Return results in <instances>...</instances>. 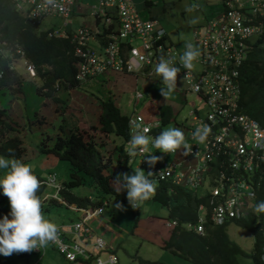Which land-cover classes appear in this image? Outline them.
Returning a JSON list of instances; mask_svg holds the SVG:
<instances>
[{"label":"built area","instance_id":"built-area-1","mask_svg":"<svg viewBox=\"0 0 264 264\" xmlns=\"http://www.w3.org/2000/svg\"><path fill=\"white\" fill-rule=\"evenodd\" d=\"M9 1L36 25L43 18L58 17L57 21H49L48 35L69 37L75 53L81 56L79 78L94 76L106 68L151 73L161 56L175 57L172 66L181 67L178 75L186 89L197 93L203 102L202 113L197 105L182 118L181 130L192 146V154L183 156L182 149L172 154L157 150L149 137L151 122L141 113H135L132 121L148 129L150 143L148 152L128 156L129 161L136 159L137 167L145 165L156 181L183 182L190 190L205 196V201L197 207L199 222L194 227L199 232L204 228L203 221L208 219L222 224L255 215L264 224V213L255 212L257 192L251 175L254 169H263L260 163L264 159V124L242 110L238 103L239 67L247 57L250 38L263 31L264 0H225V7L192 26L193 38L189 43L197 45L200 55L196 60L198 72L188 74L179 61L186 49L169 40L156 16L143 14L142 7L148 6V0L142 4L139 0H95L91 3L90 19H86L81 7L83 0H55L56 6L49 5L47 0ZM91 38L98 40L100 48L89 43ZM0 52L13 60L24 55L20 46L8 47L1 30ZM26 64L32 65L27 61ZM2 73L0 69V76ZM141 95L137 89L136 96ZM205 125L211 132L205 143L198 144L192 134L197 127ZM129 141L130 137L125 140L124 149H130ZM148 155L162 159L150 167L145 159ZM38 179L46 186L43 199L56 198L79 211L77 219L56 224L59 241L55 245L65 257V264H116L118 257L113 247L92 223L101 215L105 201L87 205L69 203L60 196L64 185L57 181L55 171ZM167 224L172 223L167 221ZM41 250L44 253L45 247L34 251ZM100 250H107V255L101 257Z\"/></svg>","mask_w":264,"mask_h":264},{"label":"trees","instance_id":"trees-1","mask_svg":"<svg viewBox=\"0 0 264 264\" xmlns=\"http://www.w3.org/2000/svg\"><path fill=\"white\" fill-rule=\"evenodd\" d=\"M220 2L222 7H225V0ZM0 25L8 47L20 46L24 57L36 66L41 79V85L37 87L38 91L59 101V95H56L53 85L56 79L64 81L63 89L65 90L67 84L76 85V57L72 53V43L67 37L46 36L44 31L37 30L33 23L14 10L8 0H0ZM250 41L247 57L239 67L241 91L238 103L242 110L264 124V28L260 34L252 36ZM11 61V57L0 53V68L4 70L0 78L2 94L22 93L24 90L22 76L11 67ZM98 99L102 107L99 115L100 130L122 138L119 145L113 143V149L120 147L115 158L98 148V145H106V141L98 142L92 137L86 139L79 126L70 128L69 132L63 128L62 133L59 132L56 137H53L51 147H45L41 143L42 149L69 160V179L63 181L61 195L68 201L78 204L97 203L101 201L98 199L99 194L104 197L114 195L116 198L128 201L126 190L116 193L112 187V181L118 174L132 175L136 169V159L129 161L123 148L124 139L130 137V115L121 111L112 95L98 97ZM61 108L59 109L62 110ZM163 112L165 114L163 113L162 119L166 123L170 111ZM16 126L17 123L12 119L0 98V154L19 159L25 147L22 138L16 133L18 131ZM61 126L63 127V123ZM260 167L263 169L256 168L251 173L257 192L255 204L264 201V159ZM86 180L95 185L97 201L90 199L88 195L76 194L71 190L72 184L83 183ZM44 188L45 185L41 184L37 193L41 200L42 212L51 204L60 203L54 198L42 199ZM152 197L167 207L168 218L173 222L164 248L178 255L184 264H264L261 258L264 250V228L260 223L255 222L253 216L234 221L235 224L250 230L253 234V247L248 251L230 237L227 223L218 225L208 219L204 233L190 228V224L196 221L198 204L205 201V196L195 193L184 185L169 184L167 180H161L155 186ZM6 198L0 188V219L10 214V208L2 205ZM9 218H11L10 215Z\"/></svg>","mask_w":264,"mask_h":264},{"label":"rangeland","instance_id":"rangeland-1","mask_svg":"<svg viewBox=\"0 0 264 264\" xmlns=\"http://www.w3.org/2000/svg\"><path fill=\"white\" fill-rule=\"evenodd\" d=\"M83 1L84 3H82L81 7L84 9L86 17L91 18L89 15L91 7L93 8L91 3H93L95 0ZM152 1L153 3L149 7L150 15L156 16L159 19L160 23L165 27L168 33L169 40H171L177 46L183 48H185V43H189L193 38L192 26L201 23L205 16H208L213 11L222 8L220 0ZM139 2L142 4L143 0H139ZM143 14L147 15L146 11H144ZM57 19L58 17H49L48 19H45L43 24L46 25L49 23V21H56ZM193 20L195 23L192 22ZM195 48L197 49V45ZM194 63L195 69L193 71L197 73L198 62L195 61ZM15 67L25 80L23 82L25 87L24 95H26L28 105L26 101H24L25 106L22 104V107L24 106L22 113L20 112L21 109L15 105V102H11L10 107L8 104H6V106L8 113L17 123L16 127L18 131L16 133L22 138L25 150L22 152V155L19 159L8 157L3 154H0V157L23 161L25 164L31 167L33 173L37 176L45 177L49 171H55L57 175V181L61 183L64 180L69 179L70 162L67 158H62L52 152L42 149L41 143L44 144L43 146L45 147H51L53 144V137H56L57 133L63 131V128L69 132L70 128L73 129L75 128V125H79L78 122L85 125L82 127V129L80 128V130L86 139H88V137H92L98 140V142L105 139H107V141L114 139L115 141L113 142L116 143L121 142V136L116 134H107L106 132L100 130V126L96 127V124H98L96 112L93 111L92 114L90 106L96 105L97 102L95 101L99 100L97 97L100 98V95L95 96L93 93V90L96 89H94L95 85H93L92 88L90 85H88L87 82H91L90 79H87L86 82L77 85L85 92L84 96L87 97L86 103L92 102L89 105L83 102V98L80 97L82 93L78 94V91H75V87H72V92H67L66 96L64 94L66 91H60L62 96L59 93V101H54L53 99L49 98L44 102L42 100H40V102H36L34 95L29 92L31 88L30 86H32V84L36 86L41 84L38 71L34 66L26 64L22 57L16 60ZM27 70L33 71V74ZM142 76L146 81L153 80V82H150L151 87L148 90L150 91L152 88L150 93L147 95L145 93L144 97L137 100L134 83L133 85H128V88L122 90L119 95V102L123 112L131 113L138 111L146 113L147 109L144 106V98L151 96L152 93H155L157 96H159L158 93L160 94L159 91L160 88L163 87V83L159 81L155 71H152V73L147 75L143 74ZM28 78L34 81L31 85V82L28 80ZM157 79L158 81L155 82ZM181 80L182 79L178 76L177 85H181V87H183V82H181ZM138 87L143 92H145L147 89H143L141 84H139ZM113 88H116V86ZM13 94L17 95L16 92ZM9 96L12 98L11 101H13L14 96H12L10 92ZM0 97L2 98L3 94H1ZM1 100L3 102V99ZM177 105L182 106H180V110L175 111L176 114L172 115L169 121L166 123H162L160 121L153 123V126H155L158 131L157 136L168 128L180 129V127L175 124L174 120L180 122L183 118V115H185V113H187L190 108L198 105L197 107L199 108L198 110L200 113L203 112V102L198 101L197 95L192 91H186L183 93V96L177 102ZM38 106H40L39 109H37ZM62 106L64 107L63 109L61 108ZM85 107H89V122L88 120L83 119L79 111V109L85 110ZM40 109H43V113L38 114L36 112L35 114V111ZM175 109L176 108H174V110ZM44 120L45 122H50L47 123L50 126H47V124L43 126L41 122H44ZM61 123H64L63 127H60ZM98 125H100V122ZM97 128L99 130H97ZM36 130H39L38 134L41 137L40 139L37 138ZM151 145L153 146V143H151ZM98 148L105 154L109 153L113 158H115L118 155L117 153L120 151L119 146L116 149H113L114 145L110 144L98 145ZM140 169H142L144 171V175L147 176L145 165H143V167ZM6 171L8 170L0 169V178L4 176ZM157 183L159 182L153 181L155 186ZM47 189L52 190L51 187H47ZM95 189V185L91 184L89 180H86L83 183H75L71 186V190L76 194L90 195L93 197H95L96 194ZM101 197H103V195L99 194L98 198ZM104 198L107 202L105 211L97 219H93L92 223L96 231L103 235L108 242H111V248L113 247V252L118 257V262L116 264H162L158 263V261L160 259L164 260V258L167 257L165 256L163 258V255L165 253L169 254L167 251L169 249L167 248V250H163V248L154 243V240H151V238H156V241H158L157 238L162 239L165 235H167V238L169 237L173 226L169 227L165 224V220L169 217L167 207L158 200H155L153 197L143 201L140 204V207L137 209L132 208L128 201H123L119 198H116L114 195H106ZM116 203H122L126 210L121 211L115 208ZM2 205L10 208L8 198L2 202ZM43 215L45 219L50 220L53 223L60 222L62 220L65 222H71L78 218L79 211L74 210L65 203H54L43 212ZM154 219H156L155 226L152 223ZM157 228H160L162 232H159ZM232 228L240 229V231L237 233L235 231L233 232L243 237L242 240L236 237H233V239L236 240L242 247L251 248L253 245L252 233L246 228L239 227L232 223L228 227L229 235ZM234 233L232 236H234ZM107 252V250H100L99 255L101 257H105ZM174 260L176 264H178V261L179 264H184L183 260L179 259L176 255H174ZM28 262L35 264H65L66 260L55 244H49L47 247H45L44 253H42V250L39 252L33 250L32 252L28 253V255L27 253H13L11 256H4L0 254L1 264H27Z\"/></svg>","mask_w":264,"mask_h":264},{"label":"clouds","instance_id":"clouds-1","mask_svg":"<svg viewBox=\"0 0 264 264\" xmlns=\"http://www.w3.org/2000/svg\"><path fill=\"white\" fill-rule=\"evenodd\" d=\"M47 3L49 5L56 6L55 0H47ZM11 6H12V4H11ZM12 8H13V6H12ZM17 12H19V11H17ZM85 17H86V13H85ZM45 19H48V18H43L39 22L37 21V23H38L37 25L34 24L37 30L44 31L46 33V36H48V37H67L69 39L68 36L48 35L47 30L49 29V27H48L49 23H47L46 25L43 24ZM86 19H90V18L86 17ZM192 22L195 23L194 20ZM0 30H1V25H0ZM1 32H2V30H1ZM166 33H167V31H166ZM167 35H168V33H167ZM69 41H70V39H69ZM89 43L97 49L100 48V45H99L98 40L96 38L89 39ZM184 47L186 50L179 57V61H180V65L184 69L187 70V74H188L189 72H191L195 69V63L194 62L198 59L200 53H199V50L196 49L191 43L186 42ZM72 53L76 57V65H77L76 71H75V79L77 80V83H76V85H73V86H77L80 83L86 82L87 79H90L92 81L94 79L101 78L103 76V74H107L109 72L126 71V70H116L113 68H106L103 71L96 73L94 76L79 78L78 71H79L80 64H81V56L75 53L73 44H72ZM1 54L4 55L3 53H1ZM20 57H22L25 60V63H26V61L31 63L36 69V66L31 61L26 59L24 57V55L19 56L18 58H20ZM175 59H176L175 57H169L168 59H165L163 56H161L159 62L156 64L155 68L152 69V71H155L156 75L159 76L160 79L162 80L163 87L160 88V94L162 97L165 98L166 101L170 98L171 94L175 91V89L177 87L178 76H179L178 74L181 71L180 67L172 66ZM13 61L14 60L12 59L10 65L14 69H16L15 62H13ZM0 69L3 71L2 75L0 76V78H1L4 74V70L2 68H0ZM129 70H131V68ZM127 72H131V71H127ZM238 79H239V86H240V72H239ZM28 80L31 81L30 78H28ZM22 82H24L23 77H22ZM63 83H64L63 80L61 82L59 79H56L55 83L53 84L55 87L56 94L59 95L60 91L61 92L66 91L69 87H72L69 84H67L66 85L67 89L65 90V89H63ZM40 85H37V86H40ZM22 87H23V85H22ZM107 89H109V87H107ZM1 90L2 89H0V91ZM240 91H241V89H240ZM23 92H24V90H23ZM135 93H136V91H135ZM1 94L2 93L0 92V95ZM94 94L96 96L99 94V92H96V93L94 92ZM109 95H112V94H108L107 96H109ZM101 96L102 95H100V98H103ZM112 97L114 98L113 95H112ZM134 114H135V112H134ZM132 119H133V116L132 117L130 116L131 121L129 122V127H130L131 131H130L129 143H130L131 147H130V149L125 148V152L127 153V155L130 158H132L138 154H144V153L148 152V145L150 143L149 137L153 143V146L157 150H160L161 152H163L165 154L177 153L178 150H181V149L183 150L182 151L183 156H188V155L192 154V146L186 142L185 133L181 130V126H179L180 129L179 128H168L167 130H164L158 136H156V134H155L156 128H155V126H153V124H151L152 125V134H150V136L148 137L147 136L148 129H142L140 124L133 122ZM133 129H135V131ZM210 132H211L210 127L205 125L203 127H197L196 130L194 131V133L192 134V136H193V139L196 140L198 144H203L206 142ZM154 137H155V139H154ZM153 139H154V141H153ZM125 140L126 139H124V143H125ZM145 159L147 160V163L150 167H154L155 164L159 160L162 159V157L155 156V155H148V156H146ZM142 167H143V165H140L139 167L136 166V169H134V174H132V175H129L128 173L118 174L115 177V179L112 181V187L116 193H121V192H124L126 190L128 203L134 209L139 208L140 204L143 201L148 200L155 193V186L153 184V181L156 182V180H154L150 177L152 172H148L149 174L147 173V176L149 178L146 177L144 175V171L142 169H140ZM0 169H7L8 170V171H6L4 176L2 178H0V188H2L3 194L9 200V203H10V214L9 215L11 217V218H9V215H4L3 218L0 219V254H2L4 256H11L13 253H17V254H19V253H30L35 249H41V248L47 247L49 244L58 243V241H59V229H58L56 224H61L65 221L62 220L60 222L53 223L50 220L45 219V217L43 215L41 200L37 196V193L41 188V184H43L40 182V180L38 178H44V177L36 176L35 174H33V171L29 165H27L23 161L17 160V159H6L3 157H0ZM145 170H146V168H145ZM166 180L168 181L169 184L175 183V184H181V185L186 186L183 182L177 183V182L171 181L170 179H166ZM160 181H158V182H160ZM61 183L63 184V182H61ZM45 188H46V186H45ZM45 188H44V190H45ZM169 191H171V189H169ZM60 196L62 197L61 191H60ZM88 196L91 197L90 199L96 200V196L95 197L90 196V195H88ZM42 197H43V193H42ZM62 198L65 199L64 197H62ZM54 199H56V198H54ZM98 199L101 201L98 202L96 200L97 203H104V201H105L104 209L101 212V214H103L105 211V206H106L107 202H106V199L104 198V196L101 198H98ZM65 200L68 201L67 199H65ZM57 201H59V200H57ZM59 202L63 203L61 201H59ZM68 202L72 203L70 201H68ZM88 204H92V203H88ZM93 204H96V203H93ZM80 205H87V204H80ZM115 208H117L118 210H121V211L126 210L122 203H116ZM197 211H199V210H197ZM255 212L257 215H259L260 213H264V201H260L255 206ZM252 216L254 217L255 222L260 223L261 227L264 228L263 221L262 222L257 221L256 216L255 215H252ZM198 217H199V212L197 214L196 221L194 223L190 224V228L196 230L197 232H199V231L196 229V227H194V225L199 222ZM167 221H170L172 224L171 225L167 224ZM206 221L205 222L203 221L204 228L199 233H204L205 227H206V224H205ZM231 222H234V221H231ZM231 222L227 221L224 223L228 224ZM224 223H222V224H224ZM165 224L169 227L173 226V222L170 218H167L165 220ZM214 224H216V223H214ZM218 225H220V224H218ZM253 240H254V237H253ZM263 252H264V250H263ZM262 253H261V258H262Z\"/></svg>","mask_w":264,"mask_h":264},{"label":"crops","instance_id":"crops-1","mask_svg":"<svg viewBox=\"0 0 264 264\" xmlns=\"http://www.w3.org/2000/svg\"><path fill=\"white\" fill-rule=\"evenodd\" d=\"M152 3H153V1L152 0H148L147 1V5L148 6H144V7H142V9L144 10V11H146V13L147 14H149L150 15V13H149V7L152 5ZM142 6V5H141ZM223 8V7H222ZM17 59H19V58H16V59H14V61L13 62H16V60ZM24 62H25V60H24ZM152 73V72H151ZM143 74H150V73H146V72H127V71H114V72H109V73H107V74H103V76L101 77V78H97V79H94V80H92L90 83L89 82H87L88 83V85H90V87L92 88L93 87V85H95V88L94 89H96V90H93V93L95 92H99V94L98 95H102V97H106L108 94H112L113 96H114V100H115V103L117 104V105H119V107H120V109H121V105H120V102H119V95H120V93H121V91L122 90H124L125 88H128V85H133V83H134V89H135V91H136V89H139L140 91H141V93H142V95L141 96H139V97H137L136 96V98H137V100H139L140 98H142V97H144L145 96V93H146V95L148 94V93H150V91H151V89H150V91H148L149 90V88L151 87L150 86V82H153V80H151V81H146L145 79H143ZM140 76H142V77H140ZM158 79H159V81H160V77L158 76ZM158 79L155 81V82H157L158 81ZM25 81V80H24ZM31 83H30V85L34 82V81H30ZM161 83H162V81H160ZM181 82H183V87H181V85H177V87H176V89H175V91L171 94V96H170V98L166 101L165 100V98L164 97H162L161 96V94H159L158 93V95L159 96H157L155 93H152L151 94V96H147L146 98H144V100H145V103H144V106L146 107V109H147V112L146 113H144V112H135V113H141L144 117H145V119L146 120H148V121H150L151 122V124H153V123H155V122H157V121H160V122H162V123H165V122H163V119H162V116H163V111H170V114H169V118H168V120L167 121H169L170 120V118L172 117V115H174V114H176V110L178 111V110H180V106H182V105H177V102L181 99V97L183 96V93H185L186 91H190V90H186V85H185V83H184V81H182L181 80ZM139 84H141L142 85V87H143V89H145V88H147L146 89V91L145 92H143L139 87H138V85ZM109 85H111V86H109ZM116 86V88H113L114 86ZM149 85V86H148ZM107 86L109 87V89H107ZM31 88H30V92L29 93H31V94H33L34 95V97H35V99H36V102H40V100H42L43 102L44 101H46L47 99H49V98H51V99H53L54 100V98L53 97H50V96H47L46 94H44V93H41L40 91H38L37 90V86L36 85H33L32 84V86H30ZM72 87H75V91H78V94H80V93H82V95L80 96V97H82L83 98V102H85L86 103V99H87V97L86 96H84V94H85V92L82 90V89H80L79 87H77V86H72ZM72 87H69L67 90H66V92H64V94H65V96L67 95V92H72ZM23 88H24V91H25V87H24V85H23ZM92 92V91H91ZM160 92V91H159ZM183 92V93H182ZM193 92V91H192ZM11 93V92H10ZM17 93V95H14L13 93H11L12 94V96H14L13 97V101H11L12 100V98H10V96H9V92H7V93H5V94H3V97L1 98V99H3V105L7 108V106H6V104H8V106L10 107V105H11V102L12 103H14L15 102V105H17V107L18 108H20L21 109V113H22V110H23V108H24V106H25V103H24V101H26V103H27V105H28V102H27V98H26V95H24V93L25 92H16ZM195 93V92H194ZM61 94V93H60ZM196 95H197V97H198V101H201V99H200V96H198V94L197 93H195ZM62 95V94H61ZM67 98V97H66ZM5 101H6V103H5ZM55 101V100H54ZM193 101H195V100H193ZM95 102H97L96 103V105H92V106H90V108H91V112H92V114H93V111H95L96 112V116H97V123L99 124V115H100V113H101V111H102V107H101V105H100V103H99V100H97V101H95ZM92 102H89V103H86V104H91ZM182 103V102H181ZM22 104H24V106L22 107ZM182 104H184V103H182ZM39 107L40 106H38V108L37 109H39ZM36 108V107H35ZM86 108V109H85ZM84 109L85 110H83V109H79V111H80V114H81V116L83 117V119H85V120H88V122H89V107H85ZM174 108H176L175 110H174ZM191 109V108H190ZM189 109V110H190ZM43 109H40V110H38V111H35V114H36V112L38 113V114H41V113H43V111H42ZM189 110L187 111V113H185V116L188 114V112H189ZM121 111H122V109H121ZM123 112V111H122ZM124 113H126V112H124ZM127 114H129L131 117L133 116L134 117V112H131V113H127ZM165 114V113H164ZM183 117H184V115H183ZM25 118V117H24ZM27 119V118H26ZM81 121V120H80ZM175 121V124L177 125V126H181V123H182V119H181V121L180 122H177L176 120H174ZM42 123V125L44 126V125H46L47 123H50V122H45V120H44V122H41ZM41 123H39V124H41ZM64 124V123H63ZM75 124H76V122H75ZM78 124L79 125H75V126H79L81 129H82V127L83 126H85L84 124H82V123H79L78 122ZM98 124H96V127L98 126H100V125H98ZM47 126H50L49 124H47ZM67 128V127H66ZM37 129H39V128H37ZM40 130V129H39ZM39 130H36V132H37V138H41L40 136H39V134H38V131ZM97 130H99L98 128H97ZM102 131V130H101ZM157 129H156V131H155V134H156V136H157ZM61 133H62V131H61ZM113 134V133H112ZM111 135V134H110ZM96 140V139H95ZM96 141H98V140H96ZM103 141H106V145H113V143H116V142H113V141H115L114 139L113 140H108L107 141V139H105V140H103ZM188 142H189V140H188ZM116 144H119V143H116ZM200 192V191H199ZM199 192H195V193H197V194H200ZM153 225L155 226V223H156V219H154L153 220ZM235 224L234 222H231V223H228L227 224V231H228V227H229V225H231V224ZM235 225H237V224H235ZM237 226H239V225H237ZM239 227H241V226H239ZM158 229V231L159 232H162L161 230H160V228H157ZM235 228H232V230L230 231V236H231V238H233V237H236V238H238V239H240V240H242L243 239V237L242 236H240V235H237V234H235L233 231H235L236 233L237 232H239L240 231V229H235ZM250 231V230H249ZM251 232V231H250ZM228 233H229V231H228ZM234 233V236H232V234ZM252 233V232H251ZM253 235V234H252ZM158 239V241H156V238H154V239H152L151 238V240H154L153 242L154 243H156V244H158L159 246H161L162 248H163V250L165 249V250H167L166 248H164V243H165V240L167 239V235H165L162 239L161 238H157ZM236 241V240H235ZM108 243H110L111 244V242H108ZM249 246H250V244H249ZM252 247H253V245H252ZM252 247L251 248H245V247H243V248H245L246 250H248V251H250L251 249H252ZM168 252H169V254H166L165 252V254L163 255V258L165 257V256H167V257H165L164 258V260H162V259H160L159 260V262L158 263H164V264H176V262H175V260H174V255H176V254H174V253H172L170 250H167ZM27 255H28V253H27ZM179 259H181L178 255H176ZM160 258H161V256H160ZM182 260V259H181ZM161 261V262H160ZM173 262H175V263H173ZM180 262H182V261H180ZM178 264H179V261H178Z\"/></svg>","mask_w":264,"mask_h":264}]
</instances>
